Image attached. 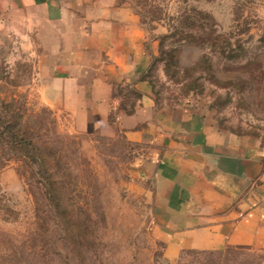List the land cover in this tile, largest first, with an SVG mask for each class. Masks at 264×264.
<instances>
[{"label":"rangeland","instance_id":"1","mask_svg":"<svg viewBox=\"0 0 264 264\" xmlns=\"http://www.w3.org/2000/svg\"><path fill=\"white\" fill-rule=\"evenodd\" d=\"M127 1L144 24L141 77L158 108L191 106L264 149V0ZM41 46L0 36V264H264L239 247L170 258L150 186L131 174L145 146L116 123L139 91L114 82L108 124L80 122L47 102L55 60Z\"/></svg>","mask_w":264,"mask_h":264},{"label":"crops","instance_id":"2","mask_svg":"<svg viewBox=\"0 0 264 264\" xmlns=\"http://www.w3.org/2000/svg\"><path fill=\"white\" fill-rule=\"evenodd\" d=\"M20 35L55 60L43 85L49 104L92 127L118 104L114 82L140 96L116 123L144 144L131 167L149 184L156 236L166 254L228 247L264 253V149L251 134L221 129L191 106L158 108L148 81L145 28L127 0H0V36ZM43 48V49H42ZM116 107V106H115Z\"/></svg>","mask_w":264,"mask_h":264}]
</instances>
